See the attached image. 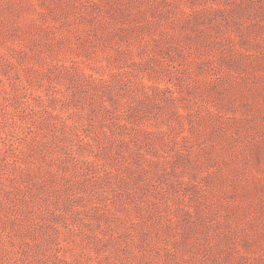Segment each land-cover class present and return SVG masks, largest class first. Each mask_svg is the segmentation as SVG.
Returning a JSON list of instances; mask_svg holds the SVG:
<instances>
[{
	"label": "rangeland",
	"instance_id": "1",
	"mask_svg": "<svg viewBox=\"0 0 264 264\" xmlns=\"http://www.w3.org/2000/svg\"><path fill=\"white\" fill-rule=\"evenodd\" d=\"M0 264H264V0H0Z\"/></svg>",
	"mask_w": 264,
	"mask_h": 264
}]
</instances>
